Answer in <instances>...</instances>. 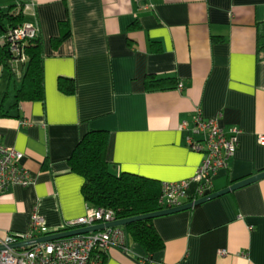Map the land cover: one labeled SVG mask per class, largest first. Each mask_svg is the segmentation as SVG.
Segmentation results:
<instances>
[{
    "label": "crops",
    "instance_id": "0c3cea01",
    "mask_svg": "<svg viewBox=\"0 0 264 264\" xmlns=\"http://www.w3.org/2000/svg\"><path fill=\"white\" fill-rule=\"evenodd\" d=\"M29 3L23 18L39 27L44 101L10 109L15 83L0 65V145L22 153L31 177L0 194V241L26 233L34 213L50 232L85 213L83 180L67 160L91 130L108 133L112 173L190 180L202 155L187 148L178 125L198 111L240 130L208 194L264 171L256 141L264 137V59L256 54L264 0H0V10ZM64 20L70 33L53 47ZM149 74L183 87L147 91ZM61 77L73 81V94L59 91ZM186 195L182 204L196 195L194 182ZM152 225L161 250L148 256L129 238L103 264H264V178Z\"/></svg>",
    "mask_w": 264,
    "mask_h": 264
},
{
    "label": "built area",
    "instance_id": "2783aa9c",
    "mask_svg": "<svg viewBox=\"0 0 264 264\" xmlns=\"http://www.w3.org/2000/svg\"><path fill=\"white\" fill-rule=\"evenodd\" d=\"M22 15L27 10H33V4H19ZM39 35L36 22L23 21L21 25L10 27L0 35V45H6L13 56L12 71L19 78L26 64L24 45L30 39ZM182 83L177 88L182 89ZM25 122H22V124ZM178 130L184 135L187 148L202 155L201 162L190 180L161 183L159 205L162 210L176 208L182 205L187 197L186 190L191 182L196 185V195L192 201L200 199L210 192L212 179L220 170L228 168V162L234 155L238 145V128L224 130L217 119H204L196 111L189 121L182 120ZM258 144L264 143L263 136H257ZM22 153L0 145V194L12 185L27 187L31 184L28 170L22 165ZM117 220L109 209L90 208L86 206L85 213L64 223L62 231L102 225ZM50 232L41 216L36 213L30 218V227L26 233L10 234L0 245L32 240L53 234ZM127 235L124 227H108L83 235H76L55 241L42 242L26 248L0 251V264H102V256L110 248L127 250Z\"/></svg>",
    "mask_w": 264,
    "mask_h": 264
},
{
    "label": "trees",
    "instance_id": "16d2710c",
    "mask_svg": "<svg viewBox=\"0 0 264 264\" xmlns=\"http://www.w3.org/2000/svg\"><path fill=\"white\" fill-rule=\"evenodd\" d=\"M18 5L0 10V35L6 29L21 25L24 21ZM60 36L51 40L57 47L68 37L70 30L66 20L59 23ZM256 54L258 60L264 59V22L256 27ZM27 61L24 71L16 78L12 71L13 56L6 45H0V65L11 75L14 86V103L10 109H18L22 102L44 101L43 48L39 35L24 45ZM179 82L173 77L147 75L144 85L147 91H163L177 88ZM60 92L71 95L74 84L71 79L59 78ZM7 97L4 96V99ZM108 133L103 130L86 132L72 150L67 164L70 170L83 180L81 194L87 207L109 209L117 220L149 214L162 210L159 205L161 183L135 174L121 172L114 174L106 160ZM153 219L130 223L124 227L127 239L138 243L148 256L163 247V242L152 225ZM102 256V264L105 260Z\"/></svg>",
    "mask_w": 264,
    "mask_h": 264
},
{
    "label": "water",
    "instance_id": "95a60500",
    "mask_svg": "<svg viewBox=\"0 0 264 264\" xmlns=\"http://www.w3.org/2000/svg\"><path fill=\"white\" fill-rule=\"evenodd\" d=\"M264 178V171L260 172L258 174H255L253 176H250L248 178H245L243 180H240L238 182H235L234 184H232L231 186L224 188L222 190L213 192L211 194H208L200 199L191 201L189 203L186 204H182L176 208H171V209H166V210H160L157 212H153V213H149V214H144V215H140V216H135V217H131V218H126V219H121V220H115L113 222L110 223H106V224H102V225H95V226H91V227H86V228H79V229H74V230H66V231H60V232H55L53 234L47 235V236H43L40 238H35L32 240H28V241H23V242H18V243H12L9 244L7 247L0 245V251L9 248V249H21V248H26L38 243H42V242H49V241H55V240H59V239H64V238H68V237H72V236H76V235H83L89 232H95L98 230H102L104 228H108V227H117V226H121V227H125L126 225L133 223V222H137V221H142L145 219H154L156 217H160V216H164V215H169V214H173V213H177V212H181L184 210H188L191 209L195 206H198L202 203H205L207 201H210L214 198H217L219 196L225 195L227 193H230L236 189H239L241 187H244L250 183H253L255 181H258L260 179Z\"/></svg>",
    "mask_w": 264,
    "mask_h": 264
}]
</instances>
